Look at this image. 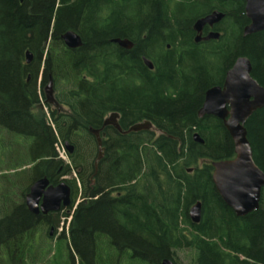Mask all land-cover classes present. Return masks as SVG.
Here are the masks:
<instances>
[{
  "label": "trees",
  "instance_id": "1",
  "mask_svg": "<svg viewBox=\"0 0 264 264\" xmlns=\"http://www.w3.org/2000/svg\"><path fill=\"white\" fill-rule=\"evenodd\" d=\"M215 10L225 14L215 26L220 38L196 42L195 22ZM248 23L244 0H0V123L12 134L0 152V264L48 263L39 248L31 251L46 219L25 203L44 177L72 190V205L51 214L71 215L70 242L65 233L58 238L71 264L75 257L77 264H181L184 253L188 264H264V190L260 208L244 217L223 201L212 163L234 158V142L221 119L198 115L206 91L223 85L240 56L264 85V31L244 36ZM69 30L81 47L65 45ZM51 81L57 107L46 99ZM40 105L47 112H37ZM112 113L125 130L146 121L153 129L105 127L96 166L90 129ZM246 128L264 171V108ZM67 142L68 161L58 151ZM198 201L202 219L193 223Z\"/></svg>",
  "mask_w": 264,
  "mask_h": 264
},
{
  "label": "water",
  "instance_id": "2",
  "mask_svg": "<svg viewBox=\"0 0 264 264\" xmlns=\"http://www.w3.org/2000/svg\"><path fill=\"white\" fill-rule=\"evenodd\" d=\"M244 1L245 14L250 20V23L244 27V36L264 31V0ZM224 17L223 12L215 10L199 18L194 24V30L198 33L196 42L202 39H219L221 34L218 31L213 30L204 38H202L201 32L207 25L213 27L219 24ZM62 39L65 45L71 49L78 48L83 44L80 35L73 30L63 34ZM113 42L126 49H131L133 46V42L128 39L115 38ZM33 58V53L28 51L26 62L30 64ZM144 61L150 69H154L151 59L144 57ZM252 70L253 66L248 57L237 58L227 71L223 85L213 86L206 91L205 100L198 111L201 118L211 115L221 119L234 142L235 157L214 161L212 165L215 187L223 201L234 210L238 217H244L260 207L262 189L264 188V171L255 162L246 128L249 118L256 111L264 108V85L253 77ZM47 89L52 91V81ZM118 117V113H113L101 129H90L96 136L99 148L96 166L103 157L101 130L106 126H114L123 134L153 129V125L146 121L123 131L118 123ZM194 140L201 144L204 143V139L198 132L194 133ZM66 149L72 152L73 146L67 142ZM25 199L26 206L31 213L35 215L48 214L70 207L72 205V190L65 181L53 185L47 177H44L32 184ZM202 207V202L198 201L190 208L189 216L193 223L201 221ZM162 264H174V262L166 258Z\"/></svg>",
  "mask_w": 264,
  "mask_h": 264
},
{
  "label": "rangeland",
  "instance_id": "3",
  "mask_svg": "<svg viewBox=\"0 0 264 264\" xmlns=\"http://www.w3.org/2000/svg\"><path fill=\"white\" fill-rule=\"evenodd\" d=\"M48 86V85H47ZM47 86L45 87V91H46V88ZM54 92V88L52 89V93ZM55 94V92H54ZM53 94V95H54ZM44 104H45V101H43ZM51 102H52V107H57L58 104L56 103L55 99H51ZM59 110L61 111H68L67 108H64V107H60ZM37 112H40V113H44V112H47V108L43 107V106H39L37 108ZM5 136V134L3 133L1 135V137ZM0 137V152H3L4 150V147L3 145H7L8 141L11 140L12 138V134L9 133L8 136L4 137V138H1ZM18 142H21V141H18ZM58 150L60 152V156L68 161V157L66 155V150L65 148L63 147H58ZM73 175L75 176V173H73ZM67 178H71V176H66ZM72 199H73V196H72ZM81 201V196H78L77 197V201L76 202H80ZM65 217L63 215H61V220L59 221L60 222V225H59V228L57 229V231H53V234L52 236L51 235H47V233H49V229L47 228H39V231L37 232V234L35 235V233L32 234V237H33V248H31V251H34V253L32 254L33 256L36 255V248L38 250L39 248V252L41 254V258H46L48 257V263L47 264H60L61 263V259L62 258H66V260L63 262L64 264H71V261H70V258H69V254H68V247H67V244H66V240L64 238H60L58 239V233L59 232H65V237L67 238L68 237V232H69V229H68V222L67 220H65V224H62L63 221H64ZM61 228H63V230L61 231ZM48 231V232H47ZM35 239H37L35 241ZM43 242H45L44 244H42ZM48 245H47V244ZM50 243H52L51 246ZM50 251V253L48 254V252ZM48 254V255H47ZM61 255L62 258L60 257ZM182 258L180 260L181 264H188L189 262V259H188V255L186 253H184V256L183 254H181ZM27 257H28V262H31V258H30V255L27 253ZM37 258H39L37 256ZM75 260H76V264L78 262V258L75 257ZM123 260V259H122ZM46 260H44L43 262H40V261H37L36 264H46L45 262ZM124 263V262H122Z\"/></svg>",
  "mask_w": 264,
  "mask_h": 264
},
{
  "label": "flooded vegetation",
  "instance_id": "4",
  "mask_svg": "<svg viewBox=\"0 0 264 264\" xmlns=\"http://www.w3.org/2000/svg\"><path fill=\"white\" fill-rule=\"evenodd\" d=\"M249 19V18H248ZM249 23H250V20H249ZM248 23V24H249ZM216 26V25H215ZM215 26H213V27H211V26H209V25H207V26H205L204 27V29L202 30V32H201V36H202V38H204V37H206L211 31H213V30H215ZM196 32V31H195ZM197 35H198V33L196 32V35H195V41H196V37H197ZM210 40H213V39H210ZM208 40H204V39H202V40H200L199 41V43L200 42H207ZM81 47V46H80ZM134 47V44H133V46L131 47V49ZM79 48V47H78ZM76 49V48H75ZM165 49L168 51V50H171V51H176V48L174 47V45L173 44H171V43H167L166 44V46H165ZM250 59V58H249ZM254 77V76H253ZM50 84V83H49ZM49 84H47V85H49ZM46 85V86H47ZM45 94H46V99H47V101H49V102H51V99L53 100V99H56V94H54V92L52 93V91H50V90H48L47 88H46V91H45ZM54 94V95H53ZM56 101V100H55ZM52 103V102H51ZM113 114V113H112ZM110 115L111 114H109V115H107L105 118H104V123L110 118ZM118 115H119V117H118V123H119V118H120V114L118 113ZM104 123H103V125H104ZM108 125H110V124H108ZM119 125H120V123H119ZM121 126V125H120ZM103 127V126H102ZM107 127V126H106ZM121 128H122V126H121ZM117 130V129H116ZM122 130L123 131H127V130H125V129H123L122 128ZM118 131V130H117ZM119 132V131H118ZM5 134V136H3V137H1V135L2 134ZM9 133L11 134V132L6 128V127H4L1 123H0V137L1 138H4V137H6V136H8L9 135ZM103 133H104V136H103ZM121 133V132H120ZM96 137V136H95ZM101 137H102V142H104V140H105V138L107 137V134H106V132L103 130H101ZM97 140V139H96ZM102 146H103V148H104V145H103V143H102ZM99 149V148H98ZM73 152V151H72ZM263 190H264V188L262 189V195H263ZM261 200H262V196H261ZM260 205H261V201H260ZM260 208V207H259ZM258 208V209H259ZM258 209H256V210H258ZM63 211L64 210H60V211H58L60 214H63ZM253 211H255V210H253ZM252 211V212H253ZM58 212H50V213H48V214H43V213H40L39 215L41 216V218L42 219H46V228L47 229H49V234L52 236V234H53V231H57V229L59 228V225H60V222L56 219V218H54L55 216H52L51 214L52 213H58ZM251 213V212H250ZM249 213V214H250ZM248 215V214H247ZM63 224V223H62ZM62 230H63V228H61ZM64 232L62 231V232H59L58 233V238L59 237H61L62 236V234H63Z\"/></svg>",
  "mask_w": 264,
  "mask_h": 264
},
{
  "label": "bare ground",
  "instance_id": "5",
  "mask_svg": "<svg viewBox=\"0 0 264 264\" xmlns=\"http://www.w3.org/2000/svg\"><path fill=\"white\" fill-rule=\"evenodd\" d=\"M61 146H59V148H60ZM59 151V150H58ZM65 178H67V177H65ZM79 204V202H76L75 203V206H74V209L76 208V206ZM74 211V210H73ZM234 211V210H233ZM235 213V212H234ZM65 217V216H64ZM65 220H67V222H68V229H69V226H70V223H71V215L70 216H67V217H65V219H64V221H63V224H65ZM61 231H62V229H61ZM65 233V232H64ZM66 235V234H65ZM67 240L70 242V232H68V237H67Z\"/></svg>",
  "mask_w": 264,
  "mask_h": 264
}]
</instances>
